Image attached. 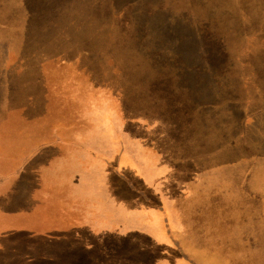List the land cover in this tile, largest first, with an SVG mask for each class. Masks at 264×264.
I'll list each match as a JSON object with an SVG mask.
<instances>
[{
  "label": "rangeland",
  "instance_id": "1",
  "mask_svg": "<svg viewBox=\"0 0 264 264\" xmlns=\"http://www.w3.org/2000/svg\"><path fill=\"white\" fill-rule=\"evenodd\" d=\"M237 2L0 0V264H264L263 235L225 240L264 197L247 122L264 107V32L236 29ZM210 94L223 109L206 128ZM30 135L21 165L14 140Z\"/></svg>",
  "mask_w": 264,
  "mask_h": 264
},
{
  "label": "crops",
  "instance_id": "2",
  "mask_svg": "<svg viewBox=\"0 0 264 264\" xmlns=\"http://www.w3.org/2000/svg\"><path fill=\"white\" fill-rule=\"evenodd\" d=\"M253 1L254 0H238V2H237V19H236V23L238 25H237L236 29L237 30L247 29V31H251V34H249L248 38L256 39L257 33L264 32V0H261L258 5L256 3H253ZM225 6H227V5L224 4L223 7H225ZM261 7H262V9H261ZM257 8H260V9L258 10ZM216 13H218V11H216ZM241 24H243L244 27L240 26ZM219 38H227V35L222 34L219 36ZM263 38H264V36H263ZM206 53L207 52H205V55H206ZM208 70L212 71V67L210 66V69H208ZM215 77H216V79L219 77H223V74L215 75ZM212 80H213V77L211 74L210 78L209 79L206 78L203 83H207L208 81L212 82ZM251 99L252 98H250V101H251ZM198 100H202V96H200ZM252 100H253L254 104H258L259 101H264V98H262L261 95L255 94L253 96ZM215 103H216V99L213 98V95H211V94L206 96V98L202 100V103H199L200 105H203V106H199V107H202L204 109V113H202L200 115V118H201V122H202L203 126L206 128H207V125L210 126V123H211L210 115H211L212 110L213 109H223L222 104L218 105L219 103H222V101H220L219 103H216V104ZM226 103H227V101H226ZM225 107H227V106H225ZM225 107H224V109H226ZM262 112H264V107L258 109V107L254 106L253 107V114L252 115L248 114V117H247V122L249 121V124L252 125V127H253V134L262 136L260 138V140H262V141L259 143L261 148H262V146H264V113H262ZM251 120H252V122H251ZM23 122L25 123L26 119H23ZM28 125H30V124L28 123ZM241 127L242 128L245 127V118H242V126ZM204 132H206V130H204ZM14 143L16 144L17 149L20 151L18 163H21V165L27 164V162L36 153V150H32L34 152L31 151V149H33V147H34L33 138H32V142H31V135H30L29 137H25V139H23L19 142L14 140ZM16 146L14 148H16ZM8 147H9V145H8ZM251 161L253 162V165H255V167L258 166V167L264 168V159L256 157ZM259 178L260 177H258V179ZM261 180L264 181V176L261 177ZM263 188H264V185H263ZM236 190H237V194L240 195L242 198H245L246 195H252L250 193L251 191L250 190L246 191L244 187L237 188ZM258 190H259V187L257 188V190H254V192L257 193ZM18 193H19V195L23 194L21 192H18ZM222 193H225V195H228V193H230V191L226 190V188H225V190H222ZM253 196H255L254 199H258V201L255 202V205L252 207H247L245 205L239 206L238 209L236 210V213L238 216L237 217L238 218L237 223L235 224L234 227L225 229V233H226L225 240L228 241L226 244H228L231 239H235L238 242H240L241 246L253 248L257 245H254L251 240L260 239V237H262V235L264 236V234L259 231V230H264V201H262L264 199V197H261V196L257 197V195H252V197ZM1 197L2 196L0 195V198ZM160 205H163L162 208H165V203L163 200H160ZM149 207H154L153 209L155 210L156 207L158 208V205L156 206V203H152L151 205H149ZM14 210H15V208H14ZM115 211L116 210H114L112 212H115ZM157 212H158L157 214L159 217V222H158L159 227L155 229V231H156L155 235L157 236V239L158 238L160 239V237L162 236V232L166 236H168L170 232L168 231V229L166 227L167 226V220L161 214L160 209H158ZM110 219H112L114 222H116L118 217L115 215L114 216L111 215ZM166 231H168L169 233L168 232L166 233ZM208 231L215 232L217 234V229H210ZM115 233H117L120 238H124L126 236L129 237V236L136 235L132 229L116 230ZM139 234H142L140 230H139ZM210 235H211V233H210ZM210 235L208 234V236H210ZM168 239H169V236H168ZM136 260H137L136 256H133L131 254V258L128 260L127 264L129 262H130V264H133V262H135ZM95 262L96 261H91V263H94V264H95ZM125 262L126 261L124 259H121L117 263H112V261L102 258L101 260H99V263L97 262V264H125ZM69 264H73V263L69 262Z\"/></svg>",
  "mask_w": 264,
  "mask_h": 264
},
{
  "label": "trees",
  "instance_id": "3",
  "mask_svg": "<svg viewBox=\"0 0 264 264\" xmlns=\"http://www.w3.org/2000/svg\"><path fill=\"white\" fill-rule=\"evenodd\" d=\"M120 182L123 185L122 186L123 189L130 190L131 191V189H130L131 186L129 185V182L126 179H122V180H120ZM136 183L138 184L137 186H139V183L138 182H136ZM133 192H135V190ZM136 195L139 198L141 196L140 193H137ZM151 204L152 203H149V205H151ZM129 237H131V240L133 241L134 244H140L141 246H144L145 245V242L143 240V237H141L139 235H134V236H129ZM133 264H147V263H145L144 260L140 259V257H137V260L135 262H133Z\"/></svg>",
  "mask_w": 264,
  "mask_h": 264
}]
</instances>
